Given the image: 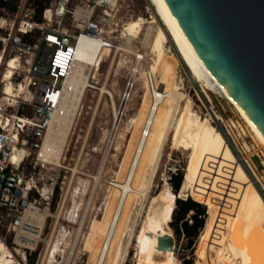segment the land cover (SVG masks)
Here are the masks:
<instances>
[{
  "label": "bare ground",
  "instance_id": "bare-ground-1",
  "mask_svg": "<svg viewBox=\"0 0 264 264\" xmlns=\"http://www.w3.org/2000/svg\"><path fill=\"white\" fill-rule=\"evenodd\" d=\"M152 1L163 24L159 22L154 11L149 17L150 20L141 16L130 19L124 23L119 33V40L122 42L113 44L112 47L115 55L120 50L138 55L130 48V40L138 38L146 26L149 30L152 29L146 37L144 35V43L148 53L152 55V63L147 72L141 71V77H138V79L142 78L144 94L142 93V100L136 116L130 119V124L133 125L131 139L116 177L111 181L110 196L106 202L103 220L100 223L105 238L100 246L96 244L92 246L87 264H123L127 258L132 237L138 245L136 264H169L170 262L171 258L168 254L165 256L153 247L156 244L155 241L146 240V217L138 230H135V235L133 227L136 218L142 211V202L150 192L156 178L165 143L170 139V134L174 138L177 137L181 130V122L184 118L188 119L187 115L191 109L190 98L184 92L180 82L182 79V75L179 76L178 71L180 60L184 62L192 78L201 83L203 92L210 90L217 93L233 105L237 114L246 123L245 128L240 123L233 121L234 128H238L244 133H246V129H249L253 133L254 142L264 150V140L209 72L179 27L165 1ZM114 6H116V1ZM145 32L147 33V31ZM169 43L175 46L176 53L167 45ZM101 46L102 44L98 43L87 56H83L81 53L76 55L71 74L66 79L64 94L54 109L50 126L39 152V158L42 161L57 166L63 164L65 145L77 116L83 108V99L87 89L97 91V103L103 94H111L109 107L113 116L114 130L117 129L125 100L128 99L131 92L130 87L133 85H130V81L125 93L128 96L122 97L120 107H117L114 93L107 87L112 66L102 83H100L99 77L95 76L97 73L95 62ZM18 61L20 59L17 55L5 58L0 53V83L2 85L0 95L3 101H8L4 103L9 106L13 105L17 98H21L26 91L27 80L18 85L12 82L14 69L19 67ZM132 74V81H134L137 78V72H132ZM149 74L153 79V89L148 78ZM116 85L117 83L111 84V86ZM52 127H55V131L52 130ZM191 169L193 179L189 188V197L206 205L209 214L204 231L198 238V247L196 248L198 264H264V198L256 187L254 179L250 177L235 156L221 131H214L199 143ZM151 201H157L153 209L150 205ZM73 202L76 206L77 202L75 200ZM150 202L144 209L145 212H142L145 214L151 211V218L162 222L167 221L168 225L171 221L170 212L175 206L170 205V202L168 204L160 196L153 197ZM34 213L37 215L38 227L36 228L39 233L46 214H38L36 211ZM132 214H135L133 220L131 219ZM59 218L60 216L57 217L54 232H56ZM64 220L72 222L66 218ZM53 236L46 245L44 257L42 256L45 259L43 261L56 262L58 252L62 251L63 241L61 242V240H65V238L59 234L56 242ZM15 240L20 241L17 238ZM21 240L23 241V238ZM21 244L25 246L24 243ZM0 264H17L15 252L1 238Z\"/></svg>",
  "mask_w": 264,
  "mask_h": 264
},
{
  "label": "rangeland",
  "instance_id": "rangeland-1",
  "mask_svg": "<svg viewBox=\"0 0 264 264\" xmlns=\"http://www.w3.org/2000/svg\"><path fill=\"white\" fill-rule=\"evenodd\" d=\"M72 1L73 4H78L80 0ZM18 2L19 0L15 1V3ZM37 2L44 6L50 0L28 1L30 5L36 7L38 5ZM5 10H7L6 7L5 9L4 7H0V16L3 15L11 19L15 18L17 11L9 12ZM153 11L159 22L163 24L152 0H116V6L113 7V12L111 13L112 17L109 24L105 27L106 35L110 37L113 44L121 43L119 33L124 23L138 16L150 20L149 17ZM68 22L69 20H67ZM146 28L148 29L146 26L138 38H132L129 42V46L133 51L137 52L138 49L144 51L147 65L144 63L143 67H147L141 68L137 72V78L134 80L133 86L130 87L131 92L127 97L128 99L125 100L123 113L120 115L117 129L114 130L113 116L109 107L110 96L103 94L101 100L97 103V91L87 89L83 99V108L77 116L75 125L65 145L62 158L63 164L57 166L45 161L41 162L39 157V160L36 158L38 154L37 150L33 151L28 159L29 164L24 167L25 172L28 175L32 174L38 187L43 189V198L35 190L32 192L31 199L34 211L38 214L44 213L46 215L39 233H37L38 228H36L38 227V222L34 220V223L31 221V224L27 228H21L16 231L9 229L8 221L0 223V238L15 252L17 264H87L92 246L94 244L98 246L102 244L105 233L101 229L100 223L103 220L106 202L110 196L111 181L116 177V173L126 154L133 131L130 119L136 116L142 95L144 94L142 78L138 79V77H141V71L147 72L149 65L152 63V55L148 53V49H146L144 43V38L152 29L147 30ZM38 33V30H36L31 36L25 38V41L32 42ZM167 45L176 53L173 44L169 43ZM134 57V54L121 50L115 55L113 48L101 47L96 59L95 71L97 73L95 76L99 77L100 83L104 81L107 72L112 66L107 87L113 91L117 107H120L122 97L128 87L127 82L130 78V85L133 83L132 68L134 67ZM119 61L121 63L118 65ZM178 71L179 76L182 75L180 82L183 90L189 96L192 103L191 109L187 115L188 119L184 118L182 120L181 130L177 137L174 138L170 134V139L165 143L156 178L152 184L150 194L148 193L142 202L144 207L142 206L141 210L145 212L144 209L147 208L150 200L157 196L166 200L168 204L170 202V205L173 207L175 206L174 192L178 195L180 187L177 190L172 188L170 182L171 175L177 173L178 170L182 171L183 176L186 169L192 171L191 164L199 143L217 130L221 131L224 135L235 156L239 159L250 177L254 179L256 187L264 198V150L258 143L254 142L253 133L249 129H246V133H244L238 128H234L233 121L240 123L242 126L246 125L241 116L237 114V110L233 108V105L226 98L217 93L210 90L203 92L201 90V83L192 78L186 65L181 60ZM22 77L23 74L16 75L14 80L17 83ZM113 83H117V85L111 86ZM1 86L0 83V91ZM1 104L5 105L3 107H6V111L10 112L12 110L3 101H0ZM52 130L55 131V127H52ZM186 198L192 199L188 195L184 199ZM73 200L77 202L76 206ZM156 204L157 201L152 202L150 204L151 208H155ZM200 205L205 209V216L203 217L205 226V223L209 219L208 208L203 204ZM134 211L133 209V213ZM142 211H140L139 217L135 220L136 222L133 227L134 235L142 224L144 217H146V240L155 241L156 246L154 245L153 247L161 251L163 255L166 256L168 254L170 256L169 264H185L187 262L198 264L196 261V248L198 247V238L204 231V226L191 238L186 236L182 230L178 236L172 225L166 224L167 221L155 220L150 217L151 211L145 214ZM192 214L193 212L191 211L186 215L189 223H191L190 216ZM134 215L132 214L131 216L132 220ZM33 216L36 217L37 215L33 214ZM58 216L60 218L56 226V232H54L53 229L55 228ZM64 218L72 222L65 221ZM59 234L65 240H61L64 245L62 244V251L58 252L59 255L57 254V263L50 260L43 261L45 260L43 254H45L46 245L53 235L57 242L56 238ZM166 234L172 235L175 239L172 251H162L158 248V237ZM23 235L29 237L23 238ZM16 238L20 241L15 240ZM22 238L23 241L21 240ZM189 239H192L191 243H189ZM21 243H24L25 246ZM69 244L71 245L69 246ZM137 247V241L132 237L127 258H125L123 264H136Z\"/></svg>",
  "mask_w": 264,
  "mask_h": 264
},
{
  "label": "built area",
  "instance_id": "built-area-1",
  "mask_svg": "<svg viewBox=\"0 0 264 264\" xmlns=\"http://www.w3.org/2000/svg\"><path fill=\"white\" fill-rule=\"evenodd\" d=\"M28 1L15 3L14 19L0 16V53L5 58L17 55L20 59L12 82L18 85L27 80L22 97L8 105L10 112L4 104L0 105V223L8 221L13 231L37 221L31 197L35 190L43 198V189L38 187L32 174H26L24 167L35 150L39 160L54 109L64 94L76 55H89L98 43L101 47H113L105 27L116 0H80L78 4H73L72 0H50L44 4L40 16L37 7ZM36 30L39 33L34 40L25 41ZM137 52L132 68L135 73L147 67H143L144 63L147 65L144 51L138 49ZM19 74L23 77L16 83L14 78ZM148 78L153 89L152 76L149 74ZM108 95L111 97L110 93ZM127 96L124 93L123 97ZM0 101L3 100L0 98Z\"/></svg>",
  "mask_w": 264,
  "mask_h": 264
},
{
  "label": "water",
  "instance_id": "water-1",
  "mask_svg": "<svg viewBox=\"0 0 264 264\" xmlns=\"http://www.w3.org/2000/svg\"><path fill=\"white\" fill-rule=\"evenodd\" d=\"M188 41L264 140V0H164ZM175 239L158 237L172 251Z\"/></svg>",
  "mask_w": 264,
  "mask_h": 264
},
{
  "label": "trees",
  "instance_id": "trees-1",
  "mask_svg": "<svg viewBox=\"0 0 264 264\" xmlns=\"http://www.w3.org/2000/svg\"><path fill=\"white\" fill-rule=\"evenodd\" d=\"M16 0H0V7H6L8 11H13L15 9ZM37 14L40 16V13L43 9V5L37 2ZM193 179V172L190 169H186L184 176L182 171L178 170L177 173L171 175V185L172 188L177 190L180 187L178 195L175 194V207L171 210L169 218L172 220L169 223L174 228L175 233L179 236L181 230L185 233L186 236L191 238L196 235L197 231L204 226V216L205 209L201 203H198L192 199L185 198L189 196V188ZM182 198V199H179ZM204 205V204H203ZM206 206V205H205ZM193 212L190 216L191 223L186 219V215L189 212ZM192 242V239H189V243ZM185 264H190L187 262Z\"/></svg>",
  "mask_w": 264,
  "mask_h": 264
}]
</instances>
